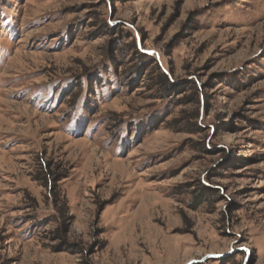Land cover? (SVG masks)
Segmentation results:
<instances>
[{
    "label": "rangeland",
    "instance_id": "374dc122",
    "mask_svg": "<svg viewBox=\"0 0 264 264\" xmlns=\"http://www.w3.org/2000/svg\"><path fill=\"white\" fill-rule=\"evenodd\" d=\"M0 264H264V0H0Z\"/></svg>",
    "mask_w": 264,
    "mask_h": 264
},
{
    "label": "water",
    "instance_id": "95a60500",
    "mask_svg": "<svg viewBox=\"0 0 264 264\" xmlns=\"http://www.w3.org/2000/svg\"><path fill=\"white\" fill-rule=\"evenodd\" d=\"M208 256H211V255H208Z\"/></svg>",
    "mask_w": 264,
    "mask_h": 264
}]
</instances>
